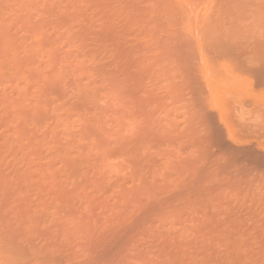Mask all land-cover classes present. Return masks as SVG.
I'll return each mask as SVG.
<instances>
[{
	"label": "rangeland",
	"instance_id": "1",
	"mask_svg": "<svg viewBox=\"0 0 264 264\" xmlns=\"http://www.w3.org/2000/svg\"><path fill=\"white\" fill-rule=\"evenodd\" d=\"M0 264H264V0H0Z\"/></svg>",
	"mask_w": 264,
	"mask_h": 264
}]
</instances>
